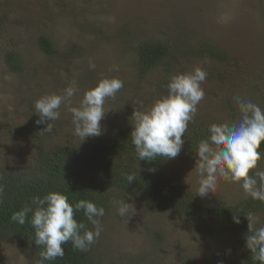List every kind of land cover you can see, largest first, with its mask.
I'll use <instances>...</instances> for the list:
<instances>
[{"label":"rangeland","instance_id":"rangeland-1","mask_svg":"<svg viewBox=\"0 0 264 264\" xmlns=\"http://www.w3.org/2000/svg\"><path fill=\"white\" fill-rule=\"evenodd\" d=\"M67 1H72L74 18L66 15L59 0H0L2 157L18 156L21 162L29 152L26 136L11 140L7 130L23 125L26 119L34 124L39 118L34 112L35 101L46 94H61L72 81L78 92L70 105H61L60 118L51 123L53 132H58L63 118L65 135L72 133L74 137L70 108L78 107L84 92L103 77L124 82L116 96L105 101L106 113L100 123L102 126L105 122L107 129L122 124L120 110L134 111L141 105L147 108L166 95L155 89L161 80L159 74L137 76L135 52L144 40L163 41L170 52L176 53L171 72H188L196 66L207 72L202 84L205 96L194 117L197 123L239 116L233 101L237 95L264 108V0ZM42 33L53 42L54 55L38 47L35 37ZM206 41L217 46L224 59L196 53L197 46ZM7 50L19 60L20 72L6 63ZM90 61L95 68L89 67ZM114 66L118 70L114 71ZM127 100L130 103L125 106ZM196 160V150L191 153L183 149L177 157L163 159L153 176L177 199L196 197L202 205H232L249 197L240 183L224 179L218 181L214 194L203 198L197 195L200 177ZM258 168L264 170V159L258 162ZM109 190L110 194L114 191ZM113 193L104 203L105 215L100 218L103 231L91 245L86 264H240L239 244L235 248V240L221 233L220 224L213 223L208 233L202 234L179 218L177 210L164 207L176 206L174 203L156 206L130 193L122 198ZM121 200L132 203L135 212L121 216ZM250 214L258 218L256 227L264 226V211ZM0 264L39 263L29 246L0 230Z\"/></svg>","mask_w":264,"mask_h":264},{"label":"trees","instance_id":"trees-1","mask_svg":"<svg viewBox=\"0 0 264 264\" xmlns=\"http://www.w3.org/2000/svg\"><path fill=\"white\" fill-rule=\"evenodd\" d=\"M59 2L66 15L71 14L73 17L75 11L72 8V1L59 0ZM83 20L84 16L80 22L82 23ZM1 22L0 16V26ZM86 27L90 25L87 23ZM126 34L128 37L129 31ZM35 38H37L38 47L44 53L55 54L56 48L45 34H38ZM8 41L12 44V37H9ZM72 50L70 46L68 49L70 58L73 56L70 53ZM6 52V63L13 70L20 72L19 60L15 59L12 51L7 50ZM196 53L204 57L210 54L218 59H224L225 56L217 46L207 41L197 46ZM135 54L137 76L144 77L151 72L159 74L161 80L156 82L155 89L167 93L166 85L170 77L176 74L171 72L172 65L176 62V53L170 52L165 42L150 39L140 42ZM129 103L130 101L127 100L125 106ZM132 113L133 111H128V109L120 110V117L123 116L121 125L111 130L107 129L103 122L101 135L87 138L83 142H80L78 136H72V133L65 135L66 125L63 118L60 120L58 132H53V130L50 133L44 132L42 130L45 125L31 124L30 119H26L23 125L8 129L11 140L26 136L29 152L22 157L20 163L18 156L5 158L0 155V187L3 189L0 192V230L29 246L35 253L39 264H86L91 248L86 252H80L73 248L71 242L62 246L64 249L62 258L41 261L40 252L43 248L35 244V233L30 222L26 220L23 225L18 224L11 219L12 214L24 205L31 204L34 196L43 197L50 191L66 194L72 203L87 199L103 208L104 203L114 195L113 192L119 193L120 197L130 193L156 206L174 203L176 206L165 205L164 207L177 210L179 218L202 234L208 233L207 229L211 228L213 223L214 225L220 224L223 230L221 233L224 232L235 240V242L232 241L235 248L239 244L240 250L237 253L241 256L240 264H260L252 258L251 251L246 247L248 226L245 223V216L264 211V202L254 200L249 196L232 205H202L196 197L177 199L168 186L162 189L153 173H157L158 166L165 158L157 157L151 161L138 160L130 136L134 126ZM238 118V115L229 116L204 123H197L193 120L182 137L184 144L181 151L189 149L193 153L197 150L199 142L207 139L208 125L211 123L235 121ZM47 140H50L52 144L49 143L50 141L47 143ZM260 150L264 151V143L261 144ZM127 174H136L137 178L128 183ZM109 189H114V191L110 194ZM233 216H238L239 224L234 223ZM75 219L88 223L83 210L76 213ZM89 227H91L90 224Z\"/></svg>","mask_w":264,"mask_h":264},{"label":"clouds","instance_id":"clouds-1","mask_svg":"<svg viewBox=\"0 0 264 264\" xmlns=\"http://www.w3.org/2000/svg\"><path fill=\"white\" fill-rule=\"evenodd\" d=\"M89 67L95 68V64L90 61ZM113 70L118 68L114 66ZM206 77L207 72L201 66L174 74L166 85V95L147 108L141 105L133 111L134 126L130 136L138 160L179 155L184 144L182 137L204 99L202 84ZM123 86L124 82L119 78L103 77L84 92L78 107L70 108L74 134L80 142L101 135L105 101L114 98ZM77 92L76 82L72 81L61 94H46L35 101L34 112L39 117L35 123L45 125L42 131L52 132L51 122L60 118L61 105H70ZM233 101L239 111L238 120L211 123L207 139L201 140L197 146L195 169L200 177L197 195L203 198L209 193L214 194L218 181L224 179L240 183L246 196L264 202V170L258 168V162L264 159V151L260 150L264 143V108L239 95L234 96ZM136 178V174L126 175L128 183ZM118 204L121 216L135 212L130 202L121 200ZM81 210L88 223L75 219ZM104 215V208L91 200L80 199L72 203L66 194L50 191L43 197L34 196L31 204L15 211L11 219L21 225L28 220L35 233V244L43 248L41 261H53L63 257L62 246L68 242L80 252L88 251L103 231L100 218ZM246 218V247L254 260L264 264V226L256 227L258 218L252 214ZM233 221L240 223L238 216H233Z\"/></svg>","mask_w":264,"mask_h":264}]
</instances>
